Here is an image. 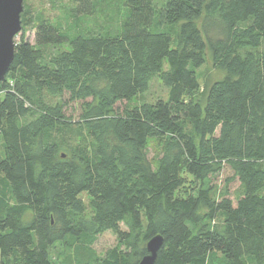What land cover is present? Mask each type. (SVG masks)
Segmentation results:
<instances>
[{
    "label": "trees",
    "instance_id": "trees-1",
    "mask_svg": "<svg viewBox=\"0 0 264 264\" xmlns=\"http://www.w3.org/2000/svg\"><path fill=\"white\" fill-rule=\"evenodd\" d=\"M66 3L22 11L35 44L0 83V264H52L57 244L75 252L61 264H139L157 235L153 264H264V0H122L109 25L95 0ZM207 54L224 77L186 102ZM154 78L165 99L116 109ZM64 97L76 118L46 101ZM223 165L233 195L205 183ZM106 231L103 257L81 253Z\"/></svg>",
    "mask_w": 264,
    "mask_h": 264
},
{
    "label": "rangeland",
    "instance_id": "rangeland-1",
    "mask_svg": "<svg viewBox=\"0 0 264 264\" xmlns=\"http://www.w3.org/2000/svg\"><path fill=\"white\" fill-rule=\"evenodd\" d=\"M57 1V2H55ZM96 6L93 13V16L89 21H105L108 25L110 24L109 20H114L123 11L122 0H95ZM60 4L66 5V0H25L23 13L32 12L33 15H41L46 19H55L60 15ZM26 14L22 15V18H26ZM21 18V19H22ZM111 22L112 23H115ZM90 25V23H89ZM20 33L14 38V43L19 42H28L31 46H34V30L32 23H26L21 25ZM206 61L203 66L197 70V77L199 83L198 91L186 98L185 101H200L202 102L206 93V90L210 84L216 80H219L224 77V72L214 67L211 62L210 55H206ZM8 77V75L6 76ZM10 80V79H9ZM166 89L163 87L158 78H154L149 83L147 91L139 96L133 98L130 102H119L116 105V109L122 111L124 107H129L141 102H153L156 99H165L166 98ZM50 104L62 103L64 102V111L67 116L76 118L78 114V109L75 103H70L67 100V97L62 99H46ZM62 101V102H61ZM165 139L162 140H151L147 144L146 149V158L148 161L153 162L159 155L161 149L163 148ZM183 184L178 191L179 195L190 196L194 195L196 191L202 186L195 181V179L183 173ZM205 183L208 185L218 188L219 192L228 191L230 195H233L238 190L239 184L236 178H234L232 171L227 165H223L222 170L219 174L210 176L209 180H206ZM85 203H87L86 197H83ZM121 230L126 231L124 224H120ZM116 244V236L111 231H106L103 234L99 235L94 243L89 247L88 250L82 251L81 253H87L90 258L92 257H103L105 253ZM145 245V244H144ZM81 253H79L81 255ZM75 252L69 251L68 253L64 251L62 245L57 244L50 250V261L52 264H61L64 257H72Z\"/></svg>",
    "mask_w": 264,
    "mask_h": 264
},
{
    "label": "water",
    "instance_id": "water-1",
    "mask_svg": "<svg viewBox=\"0 0 264 264\" xmlns=\"http://www.w3.org/2000/svg\"><path fill=\"white\" fill-rule=\"evenodd\" d=\"M23 11V0H0V83L14 60V38L20 31V15ZM162 245L161 236L157 235L147 241V255L139 264H153Z\"/></svg>",
    "mask_w": 264,
    "mask_h": 264
},
{
    "label": "bare ground",
    "instance_id": "bare-ground-1",
    "mask_svg": "<svg viewBox=\"0 0 264 264\" xmlns=\"http://www.w3.org/2000/svg\"><path fill=\"white\" fill-rule=\"evenodd\" d=\"M19 33H20V31L17 33V35H18ZM17 35H16V36H17Z\"/></svg>",
    "mask_w": 264,
    "mask_h": 264
}]
</instances>
